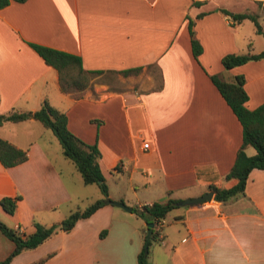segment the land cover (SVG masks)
Masks as SVG:
<instances>
[{
    "label": "crops",
    "instance_id": "1",
    "mask_svg": "<svg viewBox=\"0 0 264 264\" xmlns=\"http://www.w3.org/2000/svg\"><path fill=\"white\" fill-rule=\"evenodd\" d=\"M244 1L11 0L0 8V113L33 111L47 99L66 113L74 134L97 144L103 175L110 169L126 174L132 190L118 198L130 211L105 201L8 264L47 254L41 264H137L147 222L134 205L197 197L211 184L236 182L224 174L241 145L242 126L210 75L231 80L242 73L246 106L264 101V57L231 68L221 63L224 54L243 51L232 26L239 22L220 9L240 11ZM254 1L257 13L264 11V0ZM186 16L202 45L197 57ZM32 42L75 53L84 68L103 72L79 94L63 92L57 70ZM134 66L142 67L137 74L118 72ZM49 130L33 117L0 123L2 138L27 149L18 164L0 162V198L19 195L15 211L0 206V216L20 233L33 231L36 222H59L58 211L71 199ZM245 151L255 152L249 145ZM153 229L161 246H153L149 264H264V168L250 170L243 194L178 204ZM13 246L0 231V259Z\"/></svg>",
    "mask_w": 264,
    "mask_h": 264
},
{
    "label": "trees",
    "instance_id": "2",
    "mask_svg": "<svg viewBox=\"0 0 264 264\" xmlns=\"http://www.w3.org/2000/svg\"><path fill=\"white\" fill-rule=\"evenodd\" d=\"M10 1L0 0V8L7 5ZM220 10L224 14L230 15L236 22H240L244 18H250L255 23L257 31L262 30L258 15L255 12L231 11L226 8H221ZM201 15L202 13L197 14L198 17ZM187 26L192 52L197 57L202 51V45L195 36L194 20L190 17H188ZM31 45L47 64L57 70L59 88L63 92L74 91L80 93L90 86L91 79L95 75L103 72V69L84 68L80 56L75 53L39 43L32 42ZM262 57H264V49L257 52H252L251 50L246 52H228L221 57V63L225 68H231ZM141 68V66H134L120 69L118 72L123 75L137 74ZM210 78L232 108L242 126L241 145L236 151L232 166L224 174V178H236V182L229 187L209 185V188L214 192V198L224 201L236 194L244 193L245 184L251 169L264 168V101L253 108L246 106L245 102L248 94L243 85L245 78L242 73L234 74L231 80L222 79L217 74H211ZM97 80H102V78L99 77ZM30 117L39 120L45 127L53 131L60 142L63 155L74 162L85 183L95 182L99 186L103 197L96 199L82 210L72 211L59 222L48 225L36 222L34 230L29 233H20L0 220V231L14 243L12 250L3 259H0V264H8L21 251L37 247L60 230H70L79 218L88 217L98 207L105 204V198L108 197V187L99 164L101 153L97 144L88 143L74 134L67 126L66 113L51 105L47 99H44L40 107L33 111L13 110L6 114L0 113V123L5 120L18 121ZM248 145L254 147L255 152L253 154H247L245 151V147ZM26 158L27 149L18 147L0 136V162L2 165L6 167L12 166L24 161ZM17 198H19V195L15 197L4 195L0 198V206L4 211L12 214L16 208ZM178 201V199L170 197L166 201L155 200L151 203L142 204L140 207H133V210L143 217L146 222H153L154 226L162 221L169 210L178 206ZM104 233L105 229L100 231L101 236ZM146 233L144 245L137 255V264H149L148 251L144 250L145 243L147 242L149 246L150 239L155 237L156 233L153 229L148 239L146 238ZM49 255L47 254L29 264H41Z\"/></svg>",
    "mask_w": 264,
    "mask_h": 264
},
{
    "label": "rangeland",
    "instance_id": "3",
    "mask_svg": "<svg viewBox=\"0 0 264 264\" xmlns=\"http://www.w3.org/2000/svg\"><path fill=\"white\" fill-rule=\"evenodd\" d=\"M218 1L220 2V4L232 5V4H236L237 1H240V0H218ZM237 7L240 8L238 9L240 11H251L255 13L259 12L258 11L259 5L255 1L251 2V0H249L248 2L244 1L242 4H238ZM257 15H258L259 23L261 25V29H262L261 31H257L255 23L250 18H244L238 24L232 25V26H235L234 31H235V37H236V44L240 48V50H242L243 52H246L248 50L255 52L257 50L264 49V11L263 9H261V12L257 13ZM188 17L189 16H186V19H187L186 23L188 22ZM230 23H233V22H230ZM155 74L156 76H158V73H155ZM127 82L132 83V81H129V80ZM120 83L125 84V82H120ZM72 93L76 95L79 94V92H74V91ZM17 131L19 132L20 130L17 129L16 132ZM49 131L52 132V136H53L54 135L53 131L52 130H49ZM18 135L20 136L21 134H18ZM25 135L28 136V134H25ZM54 137H55L54 143L56 144L61 157H63L64 159L63 162H61L60 164L61 169L63 170L62 172L64 175V179H66V184L69 186L70 191H71L70 201L66 203L65 205H63L62 208L58 211L59 214L61 212V215L64 218L74 210L84 209L87 205H89L96 199L103 197V194L101 193L99 186L95 182L85 183L83 181L82 176L80 172L78 171V169L76 168L74 162L70 158L63 156L60 142L55 135ZM249 149H251L252 152L255 151L254 147L251 145H249ZM104 174L105 175L103 176L107 184V187L109 189V194L111 198H113L112 200H118V198H121L122 196L121 194L123 193H126L127 195H129V193H132V190L130 189V185H129L130 183L127 181V178H126L127 176L126 174H122L112 169L106 171V173ZM133 207H136V205H134ZM116 209H119V208H116ZM1 219L2 218L0 216V220ZM3 222L8 223L6 220H4ZM155 242L157 241H155L154 237H152L150 239V244L148 246L147 257L151 256V253L153 252V246L155 244H157L158 247L161 246V243L159 242L155 243ZM161 253L162 251H159V254Z\"/></svg>",
    "mask_w": 264,
    "mask_h": 264
},
{
    "label": "water",
    "instance_id": "4",
    "mask_svg": "<svg viewBox=\"0 0 264 264\" xmlns=\"http://www.w3.org/2000/svg\"><path fill=\"white\" fill-rule=\"evenodd\" d=\"M213 190H209L204 192L202 195L197 196V197H187L184 199H181L178 201V204H189V203H194V202H200V201H204V200H208L211 199L213 197ZM106 202H110L113 204H116L118 206L123 207L126 210H131L132 207L129 205H126L123 201L120 200H112L110 198L105 199ZM147 233H146V238L148 239L150 237V234L152 232V227H153V222H147ZM148 250V244L147 242L145 243V251Z\"/></svg>",
    "mask_w": 264,
    "mask_h": 264
},
{
    "label": "built area",
    "instance_id": "5",
    "mask_svg": "<svg viewBox=\"0 0 264 264\" xmlns=\"http://www.w3.org/2000/svg\"><path fill=\"white\" fill-rule=\"evenodd\" d=\"M143 146H144V147H147V146H148V142H144V143H143Z\"/></svg>",
    "mask_w": 264,
    "mask_h": 264
}]
</instances>
